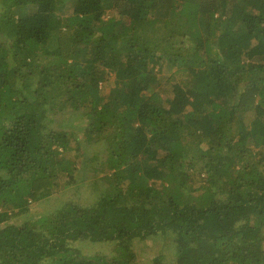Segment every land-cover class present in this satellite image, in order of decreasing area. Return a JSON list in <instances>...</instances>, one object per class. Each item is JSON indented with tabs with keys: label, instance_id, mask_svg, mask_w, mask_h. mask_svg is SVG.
Returning <instances> with one entry per match:
<instances>
[{
	"label": "trees",
	"instance_id": "trees-1",
	"mask_svg": "<svg viewBox=\"0 0 264 264\" xmlns=\"http://www.w3.org/2000/svg\"><path fill=\"white\" fill-rule=\"evenodd\" d=\"M0 264H264V0H0Z\"/></svg>",
	"mask_w": 264,
	"mask_h": 264
},
{
	"label": "rangeland",
	"instance_id": "rangeland-1",
	"mask_svg": "<svg viewBox=\"0 0 264 264\" xmlns=\"http://www.w3.org/2000/svg\"><path fill=\"white\" fill-rule=\"evenodd\" d=\"M110 83L109 81L106 82L104 88H106L105 94L108 93V89L110 87ZM72 120V122L74 121V119H76V117L70 118ZM77 134V133H76ZM94 163H92L93 165ZM88 177L87 179H91V176H86ZM58 194L60 195L59 197H50L49 200H47V202L42 201L40 204V207L42 208L43 206H48L51 203H53L55 200H60L62 201V203H69V202H73L74 200H76V202H78L81 205H88L90 203V191L88 192H83L82 190L78 191L77 187L74 185H71L69 188L64 189L60 192H58ZM44 202V203H43ZM166 241H164L163 239L159 238L156 241L154 240H147L145 242H143V244H145L147 247L144 248V251L140 252V255H142V258L147 259L150 258L152 256L155 255V253L160 249L163 248V246L165 245ZM165 250V248H163ZM164 253H166V251H164ZM167 254V253H166ZM139 255V256H140Z\"/></svg>",
	"mask_w": 264,
	"mask_h": 264
}]
</instances>
